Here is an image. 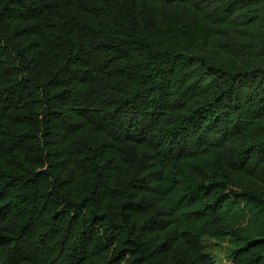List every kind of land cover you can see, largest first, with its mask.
Masks as SVG:
<instances>
[{
    "label": "trees",
    "instance_id": "1",
    "mask_svg": "<svg viewBox=\"0 0 264 264\" xmlns=\"http://www.w3.org/2000/svg\"><path fill=\"white\" fill-rule=\"evenodd\" d=\"M264 264V0H0V264Z\"/></svg>",
    "mask_w": 264,
    "mask_h": 264
},
{
    "label": "rangeland",
    "instance_id": "2",
    "mask_svg": "<svg viewBox=\"0 0 264 264\" xmlns=\"http://www.w3.org/2000/svg\"><path fill=\"white\" fill-rule=\"evenodd\" d=\"M204 252L209 254L216 264H229L231 257L237 248L233 238L228 236L207 237L201 239Z\"/></svg>",
    "mask_w": 264,
    "mask_h": 264
}]
</instances>
